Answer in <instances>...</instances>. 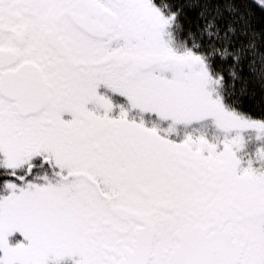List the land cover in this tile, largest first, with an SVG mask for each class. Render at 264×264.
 Listing matches in <instances>:
<instances>
[{
  "label": "snow or ice",
  "instance_id": "1",
  "mask_svg": "<svg viewBox=\"0 0 264 264\" xmlns=\"http://www.w3.org/2000/svg\"><path fill=\"white\" fill-rule=\"evenodd\" d=\"M0 264H264V0H0Z\"/></svg>",
  "mask_w": 264,
  "mask_h": 264
}]
</instances>
